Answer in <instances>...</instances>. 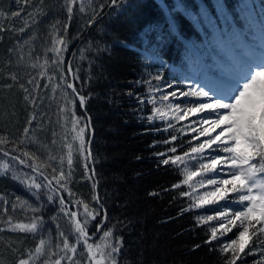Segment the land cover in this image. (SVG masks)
<instances>
[{
    "label": "trees",
    "instance_id": "trees-1",
    "mask_svg": "<svg viewBox=\"0 0 264 264\" xmlns=\"http://www.w3.org/2000/svg\"><path fill=\"white\" fill-rule=\"evenodd\" d=\"M100 2L95 0L96 4ZM129 4H135L136 8L131 15H123V8ZM177 4L181 5L182 10L173 12ZM34 9H38V13ZM17 11L20 13L18 16L10 15ZM166 12H173L183 40L173 39L161 51L160 59L164 61L161 64L158 59H154L149 46L139 40V34L149 23L158 22L162 30H166ZM0 13L7 14L0 15V24L5 29L9 26L14 29L0 33V134L20 137L35 111L38 119L33 121V126L36 127L38 122L43 125V130L36 133L38 139L47 144L53 154H57L61 151L60 142L51 144L50 130L61 132L57 120L62 114H58L57 108L62 91L57 90L53 99L52 85L46 89V80L39 79L40 88L34 94L43 103L38 100L39 107L34 109L24 99L26 93L21 84L32 89L27 81L38 74L39 68L34 69L31 64L37 58L43 62L46 50L51 46L53 25L57 21L63 24L67 20L63 0H28L26 4L22 0H0ZM29 13L33 15L29 16ZM263 18L264 0H126L121 7H111L91 27H84L88 15L74 9L66 36L68 47L63 68L66 70L68 56L83 36L70 64L79 76L76 83L81 86V94L90 96V99L86 112L82 111L79 104L75 111L77 116H91L94 130L91 150L96 179L99 181L96 191L107 209L108 223L105 227L116 225L115 235L123 237L121 264H223L218 248L223 241L234 238L238 229H233L211 245L205 244L209 225L198 227L195 218L198 215H212L214 210L225 206L235 208L234 204L221 201L217 205L182 213L191 200L180 193L189 189L187 186L179 189L172 187L180 183L182 173L175 166L160 164L163 157L155 153L167 152L171 146L177 147L178 153H182L189 149V141L195 145V140L185 127L186 121L176 124L175 129L164 131L167 127L165 121L149 123L142 117L151 114L153 106L147 102L152 95L151 88L159 86L164 91H172L166 88L168 83L181 88V75L189 76L191 72L196 74L200 84L205 81L208 83V79H203L207 76L223 78L222 69H216L214 64L220 62L219 68H227L228 61L222 54L225 51L219 52L217 44L221 45L222 42L233 52L238 44H246L251 40L255 26ZM104 48L108 50L103 51ZM10 49L13 51L10 52ZM47 58L51 61L50 52ZM12 73L16 74V81L10 78ZM157 75H162L164 79L154 80L153 77ZM161 94L155 93L157 100ZM138 98L144 99L145 103L140 104ZM174 102L186 103L188 99ZM181 127H185L184 133L177 131ZM172 135L178 139L171 145L165 144L164 141ZM28 147L30 151H37L38 146ZM196 166L197 161H189L193 171ZM18 167L30 172L23 166ZM72 176L71 191L97 207L92 201V184L85 178L79 156H74ZM199 179L201 177H196L193 182ZM153 192L158 195H150ZM0 193L9 199V214L13 215V220L29 222L23 210L11 212V201L19 196L36 206V200L10 177H0ZM65 198L68 199L67 194ZM41 202L44 204L43 210L37 213L45 221L41 232H0V264H16L22 253L34 249L39 239L48 238L49 234L53 244L57 243V223L66 234L69 233V226L60 218L58 205L47 204L43 197ZM53 217L56 219L53 220ZM100 219L97 216V221ZM97 221H92L89 226L90 234L94 233ZM216 223L211 222L212 225ZM3 227L5 225L0 224V228ZM69 241L73 242L71 235ZM195 245L200 247L194 249ZM250 247H256V238H253ZM260 259L258 254L247 255L243 264H256ZM237 264H241V261H237Z\"/></svg>",
    "mask_w": 264,
    "mask_h": 264
},
{
    "label": "snow or ice",
    "instance_id": "snow-or-ice-1",
    "mask_svg": "<svg viewBox=\"0 0 264 264\" xmlns=\"http://www.w3.org/2000/svg\"><path fill=\"white\" fill-rule=\"evenodd\" d=\"M22 2L26 4L28 0ZM125 2L126 0H101L96 4L95 0H63L67 20L63 24L57 21L53 25L51 46L46 50L43 62L37 58L36 62L31 64L32 68H39L38 74L27 81L32 85V89L21 84V88L26 93L24 99L34 109L39 107L38 100L43 103V100L34 94L38 93L40 88L39 79L46 80L44 85L46 89L48 85H52L53 99L57 90L62 91L63 95L57 108L58 114H62L57 120L61 132L50 130L51 144L56 145L59 141L61 151L53 154L49 146L38 139L36 133L43 130V125L38 122L36 127L33 126V121L38 119L35 111L28 119L20 137L0 134V177L12 178L36 200V206H33L27 199L15 197L11 201V212L15 213L17 209L23 210L29 222L14 221L13 215L9 214V199L0 193V224L5 225L0 228V232L28 234L41 232L45 221L44 217L37 213H40L44 207L41 202L42 197L47 204L58 205L59 214H62V218H65L70 228L69 233L66 234L57 223L55 225L57 243L53 244L51 234L48 238H40L34 249L26 250L17 258L16 264H121L123 237L115 235L116 225L105 227L108 223V213L96 191L99 181L96 179L91 150V136L94 131L91 127V116H77L75 111L79 104L86 112L90 96L81 94V86L76 83L79 76L73 71L72 65L69 63L66 70L63 65L64 54L68 47L66 36L74 9L88 15L84 27H91L97 22L106 6L121 7ZM134 8H136L135 4H129L123 8L122 14L131 15ZM181 10V5L177 4L173 12ZM38 11L34 9V12L38 13ZM173 12H166V30H162L158 22L149 23L139 34V40L149 46L154 59H158L161 64L164 63L160 59L161 51L173 39L183 40ZM19 14L17 11L10 15L15 17ZM0 15L7 14L0 13ZM28 15L32 16L33 13ZM4 31H14V29L11 26L5 29L0 24V33ZM120 43L128 47L125 42ZM187 46L191 47V45ZM48 52L52 54L51 61L47 58ZM22 59L21 56L20 60ZM242 63L243 71L236 81V86L227 93L216 95L215 98L213 93L205 90L200 83L188 82L190 77H185L187 90L174 87L171 83H168L166 88L174 89L172 91H164L159 86L151 88L152 95L147 101L153 106L151 114L142 119H146L149 123L155 120L165 121L167 127L164 131H167L175 129L176 124L188 121L193 116L206 112L210 114L198 120H191L185 125L190 132L196 133L193 139L200 141L199 143L192 145L189 141V149L182 153H178L177 147L171 146L167 152H159L155 155L163 157L159 161L160 164L175 166L182 173L180 183L172 186L175 189L187 186L189 189L180 193L181 196L191 200L190 205L183 209L182 213L217 205L221 201L237 205L236 208L225 206L214 210L212 215H198L195 218L198 227L209 225V236L205 244L211 245L213 241L220 240L233 229H238L234 238L223 241L218 248L223 264H237V261L243 264L245 256L257 254L261 259L257 260L256 264H264V51L259 54L258 59L245 58ZM49 68L52 69L51 73ZM10 78L13 81L17 80L15 73L10 74ZM153 79L161 81L164 78L162 75H157ZM155 93L163 94L157 100ZM182 98H194L195 102H174ZM138 102L144 104L145 100L138 98ZM185 127L177 131L184 133ZM201 137L206 139L201 141ZM177 139L176 135H172L164 143L171 145ZM29 145L38 146L37 151H30ZM210 152L223 153V155H210ZM41 156L44 158L41 159ZM74 156H79L82 161L85 178L92 184L94 192L92 201L97 207H93L71 191ZM189 161H197L194 171L189 167ZM18 166L30 169V172H24ZM48 169L51 171L48 172ZM210 173L215 175L209 176ZM221 173L226 178H220ZM196 177L201 179L194 183ZM199 189L205 190L199 192ZM65 194L68 199L65 198ZM150 195H158V193L153 192ZM97 216L101 217L99 221ZM92 221L97 222L94 233L90 235L88 229ZM213 221L217 223L212 225ZM95 233L101 234L97 238ZM69 235L73 237V242L69 241ZM253 238H256L254 248L250 247ZM199 247L200 245H195L194 249Z\"/></svg>",
    "mask_w": 264,
    "mask_h": 264
},
{
    "label": "rangeland",
    "instance_id": "rangeland-1",
    "mask_svg": "<svg viewBox=\"0 0 264 264\" xmlns=\"http://www.w3.org/2000/svg\"><path fill=\"white\" fill-rule=\"evenodd\" d=\"M251 40L247 42L246 44H238L234 49L233 52H231V48L227 47V45H223L221 42V45L217 44V48L219 49V52H224L222 53L225 57L226 60L228 61V67H223L219 68L218 65H220V62H217L214 64L216 69H222L223 71V78H211V76H207V78L203 79H208L207 81L202 82L201 86L205 87V90H208L213 93V96L215 98L216 95L224 94L229 92L233 87L236 86V81L240 78L241 73L243 71V63L242 61L247 58V59H258L259 54L264 51V18L261 20L258 25L255 26V30L251 34ZM239 47V48H238ZM217 50V53H219ZM225 62V61H224ZM223 62V65H224ZM185 77H190L191 79L188 82L192 83H199L198 78L196 77V74L194 72H191L189 76L186 75H181V82H182V87L181 89L187 90V86L185 83ZM210 79V81H209ZM174 90V89H173ZM188 99V102H195L194 98H186ZM187 103V102H186ZM209 113H202L197 116L191 117L188 121H186V124H189L191 120H198L202 117H207L209 116ZM193 127H198V125H192ZM218 131V130H217ZM196 135V133L191 132L192 138ZM203 139H206V137H201L200 140L202 141ZM200 141L195 140L194 144L199 143ZM210 155H223V153H216V152H210ZM209 175L214 176V173H210ZM220 178H226L223 173H221ZM236 208L237 205H234ZM73 210H75V206L73 207ZM60 218H62V214H60ZM65 220V218H62ZM66 221V220H65ZM64 223V222H63Z\"/></svg>",
    "mask_w": 264,
    "mask_h": 264
},
{
    "label": "water",
    "instance_id": "water-1",
    "mask_svg": "<svg viewBox=\"0 0 264 264\" xmlns=\"http://www.w3.org/2000/svg\"><path fill=\"white\" fill-rule=\"evenodd\" d=\"M111 7H108L107 6V8L105 9V11L101 14V16L100 17H102L109 9H110ZM99 17V18H100ZM98 18V19H99ZM97 19V20H98ZM82 39H83V36L77 41V43L74 45V47H73V49L71 50V52H70V54H69V56H68V59H67V65L70 63V61H71V58H72V56H73V54H74V52L76 51V49L78 48V46H79V44H80V42L82 41ZM83 111V110H82ZM89 116V115H88ZM92 127V126H91ZM92 137H93V133H92V136H91V141H92ZM73 207H74V205H73ZM98 233H95V236L97 235ZM91 235V234H90Z\"/></svg>",
    "mask_w": 264,
    "mask_h": 264
}]
</instances>
